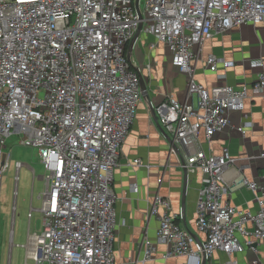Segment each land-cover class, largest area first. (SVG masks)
I'll use <instances>...</instances> for the list:
<instances>
[{
  "label": "built area",
  "instance_id": "2783aa9c",
  "mask_svg": "<svg viewBox=\"0 0 264 264\" xmlns=\"http://www.w3.org/2000/svg\"><path fill=\"white\" fill-rule=\"evenodd\" d=\"M263 22L264 0H0V196L12 158L5 148L14 134L38 150L46 170L39 195L44 227L28 231L25 264H118L113 183L143 100L140 71L128 58L141 32L165 43L173 65L190 77L189 100L168 95L155 113L166 138L183 148L187 183L190 175L202 173L197 235L179 222L184 215L174 211L171 200L157 194L150 214L158 221V240L144 237L142 261L152 260L162 242L166 258L203 264L223 252L228 255L223 264H241L235 256L253 252L257 256L248 264H264L259 256L264 181L237 168L240 158L229 147L218 154L201 143L202 135L211 140L228 127L230 113L243 110L249 98L264 100V70L238 86H207L195 79V60L206 41ZM206 63L214 72L227 65L214 54ZM251 126L246 122L237 129L246 134ZM246 158L262 160L264 168V151ZM23 165L16 162L18 171ZM240 187L254 193L256 209L230 201ZM13 210L16 224L17 202ZM34 210L31 206L30 220ZM11 259L12 253L9 264Z\"/></svg>",
  "mask_w": 264,
  "mask_h": 264
},
{
  "label": "crops",
  "instance_id": "0c3cea01",
  "mask_svg": "<svg viewBox=\"0 0 264 264\" xmlns=\"http://www.w3.org/2000/svg\"><path fill=\"white\" fill-rule=\"evenodd\" d=\"M214 54L224 59L217 72L209 69L208 55ZM130 62L138 69L147 86L143 100L139 104L137 117L121 148V158L115 170L113 183L118 197L116 202L117 225L114 240L115 256L118 264H194L183 256L166 258L167 245L158 243L155 257L143 262V239L149 236L157 241L158 221L151 216L153 198L160 194L171 200L175 212L183 213L179 222L192 234L197 235L196 216L198 190L202 173L190 175L185 192V175L181 166L183 148L172 150L158 123L155 106L168 95L181 101L189 100V75L181 72L172 63V55L163 42L151 34L141 32L134 47L129 50ZM257 59L264 61V22L249 23L226 32H218L200 48L195 60V79L207 86L221 84L241 85L251 83L264 66H254ZM150 64L151 67L147 68ZM222 76V77H220ZM251 122L247 133L237 128ZM201 143L207 152L221 153L229 147L234 157L240 158L237 168L244 166L245 174L258 182L264 181L262 160H248L264 151V100L254 95L246 101L243 110L230 113V125L222 132L207 140L201 136ZM141 159L143 164L129 165V161ZM162 182H159V179ZM230 201L241 207L256 209L254 193L244 187L235 189ZM257 254L249 252L235 257L241 264H248ZM259 256L264 260V243ZM228 255L217 252L205 264H223Z\"/></svg>",
  "mask_w": 264,
  "mask_h": 264
},
{
  "label": "rangeland",
  "instance_id": "374dc122",
  "mask_svg": "<svg viewBox=\"0 0 264 264\" xmlns=\"http://www.w3.org/2000/svg\"><path fill=\"white\" fill-rule=\"evenodd\" d=\"M5 152H10L12 158L10 167L3 177L0 196V264H9L11 253V264H25L28 231L41 232L44 227L42 214L39 211L42 206L39 195L45 189L43 176L46 170L41 163L38 150L21 144L18 135L14 134L8 139ZM17 161L24 164L19 171L16 168ZM17 175H19L18 182ZM15 202L18 207L16 224L13 223ZM31 206L36 210L33 211V218L30 220L28 213ZM10 241H14L16 245L10 246ZM28 262L32 263L31 260Z\"/></svg>",
  "mask_w": 264,
  "mask_h": 264
},
{
  "label": "water",
  "instance_id": "95a60500",
  "mask_svg": "<svg viewBox=\"0 0 264 264\" xmlns=\"http://www.w3.org/2000/svg\"><path fill=\"white\" fill-rule=\"evenodd\" d=\"M128 58H129V60H130V56H129V54H128ZM141 86H142L143 96H144V93L147 91V86H146V84H145V82L143 81L142 78H141ZM167 138H168V140H170V143H171L172 145H174L175 149L178 150V146L175 144L174 140H173V139H170L169 136H167ZM184 172H185V182H186V183H185V192H187V186H188V183H187V172H186L185 169H184ZM203 264H205V262H204Z\"/></svg>",
  "mask_w": 264,
  "mask_h": 264
},
{
  "label": "bare ground",
  "instance_id": "6f19581e",
  "mask_svg": "<svg viewBox=\"0 0 264 264\" xmlns=\"http://www.w3.org/2000/svg\"><path fill=\"white\" fill-rule=\"evenodd\" d=\"M13 243H15L14 241L12 242V243H10L9 245H11V244H13Z\"/></svg>",
  "mask_w": 264,
  "mask_h": 264
}]
</instances>
